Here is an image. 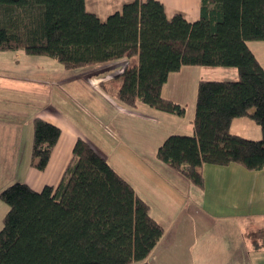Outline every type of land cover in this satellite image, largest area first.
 I'll use <instances>...</instances> for the list:
<instances>
[{"label":"trees","instance_id":"16d2710c","mask_svg":"<svg viewBox=\"0 0 264 264\" xmlns=\"http://www.w3.org/2000/svg\"><path fill=\"white\" fill-rule=\"evenodd\" d=\"M264 41V0H200L199 16H167L159 0H129L100 19L85 0H0V50L46 55L65 68L137 56L121 72L117 99L143 102L183 115L184 107L161 95L169 73L183 65L232 67L234 80L201 79L194 133L171 134L157 158L192 184L203 186L202 164L264 167V68L250 50ZM259 125L260 139L230 132L233 118ZM60 129L33 120L32 166L44 170ZM7 205L0 227V264H131L146 259L164 230L148 204L106 158L77 137L56 185L32 189L13 182L0 191ZM264 248V226L249 235Z\"/></svg>","mask_w":264,"mask_h":264},{"label":"crops","instance_id":"0c3cea01","mask_svg":"<svg viewBox=\"0 0 264 264\" xmlns=\"http://www.w3.org/2000/svg\"><path fill=\"white\" fill-rule=\"evenodd\" d=\"M103 1H115L109 7L111 11H105L103 17L94 9L95 0H85V7L100 19H104L129 0ZM159 1L164 4L165 12L166 8H170L174 12L183 13V15L188 11L196 18L199 16L200 0H196L194 3L195 0H192V5L188 3V0ZM89 6H92L93 9H88ZM247 44L249 46L248 42ZM254 46L264 52L263 42L254 44ZM250 50L264 68V61L258 53L251 48ZM7 51L10 52L4 58L5 67H2L4 71H0V137L23 136L22 133L20 134L22 123L27 127L28 145L24 150V152L26 151L24 160L19 161L17 156L20 146L16 147V155L12 154L10 162L5 157L8 165L12 166L15 180L25 182L36 191L41 190L45 185H56L70 160L76 138L83 137L89 140L106 158L107 162L130 182L136 195L148 204L149 214L158 223L160 221L153 214L152 206L146 200L147 197L143 195L141 189L138 187L136 189L135 183L129 181L121 172L122 169L117 167L122 166L123 170L130 168L133 175L141 179L142 182L145 179L136 173L141 174V170L146 169V186L152 185L150 182L157 181L160 192H167L169 180L171 184L172 181L182 182L187 190V196L197 203L196 206L204 212L209 220H212L214 216L231 218L233 221H238L236 218L244 220L241 227L237 226L236 236L238 240H241L240 236L243 239V243L240 244L237 242L238 240L222 242V244L210 242L211 238L200 240L195 234L197 233L196 226L180 227L177 225L175 240L166 241L163 233L162 238L148 256L149 258L146 259V264H264V248L254 249L251 240L247 241L244 236L247 231L264 226V167L255 171L248 170L238 163L203 164L199 167L203 175V186L198 187L180 172L159 160L156 154L157 148L168 135H192L194 133L193 119L198 82L201 79L234 80L238 77L236 72H231L232 77L217 79L213 76L208 77L207 67L183 65L179 70L169 73L161 87V95L184 107V114L176 115L157 110L139 101L134 107L120 102L116 99V92L121 83L117 81H120L121 78L116 80L115 88L109 92L105 82L99 83L96 80L95 84L90 85L89 82L92 78L89 71L71 75L70 69L67 70L68 68L58 64L57 66L55 64L57 60L54 58L50 57V61L42 62L46 66L39 67L40 62L36 60L39 56H27L22 49L0 50V52ZM134 57L137 59V56ZM57 63L59 62L57 61ZM39 68L42 69L41 73H39ZM4 74L11 76L13 80L3 83L1 77H4ZM59 76L60 79H58ZM54 84H58L63 91L62 100L71 96L68 93L70 92L69 86H80L83 89L92 86L96 90L90 87L94 93H83L84 96L80 100L79 106L75 110L69 111L63 103L54 104V87H52L50 91L46 92L51 94L49 101L39 109L36 97L40 86ZM33 105L37 109H33ZM81 115L86 122L83 127H79L76 123V118H83ZM34 118L46 120L60 129V135L52 149L48 163L41 171L32 166L31 143ZM252 123L255 122L249 117H236L231 120L229 130L231 133L245 138L260 139L262 131L259 125L256 126V123ZM96 139L99 140V143L95 141ZM0 144L2 143L0 142ZM13 148L10 151L13 152ZM220 211L224 213L220 214ZM224 228L227 227H220L219 232L226 231ZM185 231L195 234L191 241L181 240ZM216 245L221 251L216 252Z\"/></svg>","mask_w":264,"mask_h":264},{"label":"rangeland","instance_id":"374dc122","mask_svg":"<svg viewBox=\"0 0 264 264\" xmlns=\"http://www.w3.org/2000/svg\"><path fill=\"white\" fill-rule=\"evenodd\" d=\"M90 1V0H88ZM192 0H188V3L192 5ZM196 2L193 1V3ZM95 7L101 17H103V14L105 11H111L109 7L115 3V1L110 2V1H103V0H95ZM90 4V3H89ZM178 4V2H177ZM88 9H93L92 6H89ZM120 9V8H119ZM113 10L112 12H114ZM111 12V13H112ZM177 12V11H176ZM173 13H175L173 10L170 8H166V15L169 17ZM183 14V13H182ZM188 20H194L196 17L191 14V12H186L184 15ZM105 19V18H104ZM264 41L263 40H250L248 41L249 46L252 50L256 51L258 53L259 57L264 61V52L259 51L257 48H255L254 44H258ZM10 51L7 52H0V71H4L2 67L4 66V58L5 56L9 55ZM26 53V52H25ZM27 56H32L31 54L26 53ZM39 56L38 59H36L39 63V67L41 66H46L42 62H47L50 61L51 58L46 55H36ZM43 56V57H40ZM35 57V56H34ZM137 61L136 57L132 56L130 58L127 57H122L119 59H115L112 61L104 62V63H98V64H92V65H86L83 67H77V68H72L70 69V74L71 75H78L81 72L89 71L88 73L90 74L92 80L90 85H93V83H96V80L100 82H105L106 87L108 91H112V89L115 88L116 80H120L121 78L120 74L123 71V67L126 64H133ZM55 64L59 66L60 63H57L55 61ZM57 65V66H58ZM5 67V66H4ZM69 70V69H67ZM207 73L209 76L208 77H215L217 79H225L228 77H232L231 72H236V69L232 67H207ZM42 72V69L39 68V73ZM45 73V72H44ZM89 76V77H90ZM3 80V83H7L9 81H12L13 78L11 76L5 75L4 77H1ZM60 79V76L59 78ZM88 81V80H87ZM117 82H121L117 81ZM54 87V95H53V101L54 104H61L63 103L65 107L69 109V111L75 110L80 103V100L83 98L84 94L83 93H94L91 89H95L92 86L84 87V89L80 86H69L70 88V97L67 96L65 100H62L63 96V91L61 88H59L58 84L54 85H42L40 86V89L38 91V96L36 97L38 102L37 104L39 105V109L42 108V105H46L51 97L50 93H46L50 91ZM68 88V86H66ZM96 90V89H95ZM59 95V96H58ZM69 98V100H68ZM117 99V97H116ZM66 103V104H65ZM36 105V104H35ZM33 105V109H37V107ZM30 109V108H29ZM82 116V115H81ZM83 117V116H82ZM13 121V120H12ZM17 122V121H15ZM76 123L80 127H83L85 122L84 117L83 118H76ZM255 124V123H252ZM21 125V124H20ZM23 127L20 129V134L22 133L23 136H7V137H0V191L5 188L7 185L13 183V182H19L13 178V170L11 169L12 166H9L8 163L5 160V157L9 161L12 159V154L16 155V147L20 146V149L18 148V153L17 156L19 157V161L24 160V155H26V146L27 144V133L26 129L27 127L24 126L22 123ZM258 126V125H256ZM84 129V128H82ZM96 142L99 143V140L96 139ZM14 147L13 152L12 149ZM4 148V152H3ZM123 149V148H122ZM118 153V152H117ZM119 159V158H117ZM10 162V161H9ZM203 165V164H202ZM201 165V166H202ZM122 166L117 167L118 169H122L121 172L124 173V175L127 177L129 181L132 183H135V188L136 189H141V192L143 193L144 196H146V200L150 203L152 206V212L158 217L160 223L163 226L164 230V237L166 241H171L175 240L176 234V226L180 227H190V226H196L197 227V233L196 236L200 240H205L207 238H211L210 242H213L215 244H222V242H227V241H232L235 242L238 240L237 235V226L241 227L244 224L243 219H238V221H233L231 218H220L217 216L212 217V220H209L207 216L204 214V212L199 209L196 205L197 203L193 201L191 198L187 196V190L184 188V184L182 182H173L172 184L169 180L168 182V187H167V192H160L159 187H158V182H150L152 185H147L146 186V169L141 170V174L137 172V175H142V177L145 179L143 182L141 179L137 178L136 176L133 175L130 170V168H126V170H123L121 168ZM19 175V174H17ZM138 187V188H137ZM176 187V188H175ZM200 201H202L199 198ZM165 203V206H164ZM221 203V202H220ZM7 209V205L0 199V227L2 225V218L3 215L5 214ZM201 211V212H200ZM203 212V213H202ZM224 212L220 211V214H223ZM228 219V220H226ZM258 223H263V222H258ZM227 227L224 228L226 231L224 232H219L220 227ZM215 228V229H213ZM258 228H254L251 231H247L246 235H244L247 238V241L251 240L249 235L253 234L255 231H257ZM193 233L190 231L187 232L185 231V234L182 236L181 240L186 242V241H191L194 237ZM244 237V238H245ZM241 240H238L237 242L243 243L242 236H240ZM219 246L216 245V252H219L220 248ZM221 251V250H220ZM229 254V252H228ZM227 254V255H228ZM224 255V253H223ZM147 257L146 259H148ZM146 259L139 261V262H132L131 264H146Z\"/></svg>","mask_w":264,"mask_h":264}]
</instances>
